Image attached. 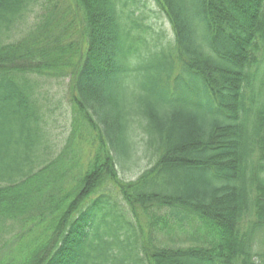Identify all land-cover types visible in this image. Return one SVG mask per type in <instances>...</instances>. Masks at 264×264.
Wrapping results in <instances>:
<instances>
[{"label": "trees", "instance_id": "obj_1", "mask_svg": "<svg viewBox=\"0 0 264 264\" xmlns=\"http://www.w3.org/2000/svg\"><path fill=\"white\" fill-rule=\"evenodd\" d=\"M0 264H264V0H0Z\"/></svg>", "mask_w": 264, "mask_h": 264}, {"label": "rangeland", "instance_id": "obj_2", "mask_svg": "<svg viewBox=\"0 0 264 264\" xmlns=\"http://www.w3.org/2000/svg\"><path fill=\"white\" fill-rule=\"evenodd\" d=\"M152 7L154 8V5ZM151 22L154 24L156 30L165 33L168 39L173 37L172 27L165 17L158 16L157 18H153ZM44 85V90L48 92V102L46 105L50 116L48 128L51 131L52 142L55 144H64L72 130L73 109L71 103V82L68 78H63L61 81L49 80ZM137 138H139L138 141L141 143L145 137L139 134ZM82 149L84 158L88 153L89 145L83 144V146H80V150ZM152 164L153 161H151V158L146 156L138 165H129L124 170L119 169L120 177L128 181L136 180Z\"/></svg>", "mask_w": 264, "mask_h": 264}]
</instances>
